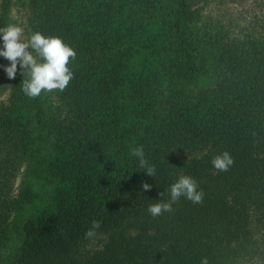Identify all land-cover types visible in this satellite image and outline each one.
<instances>
[{"label": "trees", "instance_id": "obj_1", "mask_svg": "<svg viewBox=\"0 0 264 264\" xmlns=\"http://www.w3.org/2000/svg\"><path fill=\"white\" fill-rule=\"evenodd\" d=\"M164 1L27 0L31 32L60 37L76 56L69 86L35 98L19 71L9 79L0 67V264H264V26H198L178 0L155 30ZM206 78L213 88L188 91ZM137 147L154 177L132 155ZM225 151L234 163L219 171L211 161ZM182 175L202 202L180 197L151 216L149 204L166 201ZM39 180L48 200L5 257L12 206L33 203Z\"/></svg>", "mask_w": 264, "mask_h": 264}, {"label": "clouds", "instance_id": "obj_2", "mask_svg": "<svg viewBox=\"0 0 264 264\" xmlns=\"http://www.w3.org/2000/svg\"><path fill=\"white\" fill-rule=\"evenodd\" d=\"M76 53L58 36L44 35L40 31H33L27 37L24 29L17 24L0 27V58L7 60V65L0 66L7 78L14 79L18 73L24 77L22 92L29 98L41 95L43 91L54 89L64 90L69 86L73 73L68 67L70 58ZM132 155L138 158L140 166L145 168L148 177L156 175V169L149 166L142 148L137 147ZM213 167L219 171H228L234 160L227 151L215 156L211 161ZM152 185L144 182L142 190L150 191ZM168 199L149 204L147 211L156 217L163 212H171L172 205L180 197L193 203H201L203 191L198 190L197 182L188 175L179 176L167 189ZM99 222H93L92 228L86 232V237L95 236V229ZM200 264H209L207 257H202Z\"/></svg>", "mask_w": 264, "mask_h": 264}, {"label": "rangeland", "instance_id": "obj_3", "mask_svg": "<svg viewBox=\"0 0 264 264\" xmlns=\"http://www.w3.org/2000/svg\"><path fill=\"white\" fill-rule=\"evenodd\" d=\"M188 6L190 10L197 12L199 20L194 22L198 26H206L209 29L214 26L225 27V29L232 32L245 33L254 26L255 22L261 23V28L264 26V8L255 7L252 0H188ZM1 3V0H0ZM178 7V0H166L160 6L157 13L156 20L153 21L152 28L157 30L158 27H162L166 22H169L174 18L172 12ZM0 16H4L1 19L5 21L6 26L8 24H17L24 29V35L27 37L31 33V29L27 23V0H11L9 7L3 12L0 9ZM256 19V20H254ZM159 32H162L161 28ZM214 82L211 79L206 78L194 86H190L188 91L199 93L205 92L214 87ZM55 96L54 93L51 94ZM8 98V89L0 90V104L6 103ZM53 98V97H52ZM56 98H54V101ZM21 175L18 176L15 185L13 197L15 200L21 197ZM32 186V192L34 193L35 201L30 204H26L21 210L16 206H12L11 213L8 217L7 224L14 227L12 231V241L6 249L3 250L5 257H10L16 254L20 250L24 242V231L29 220L38 215V210L48 200V188L44 186L43 180L34 181ZM14 222V224H12Z\"/></svg>", "mask_w": 264, "mask_h": 264}]
</instances>
